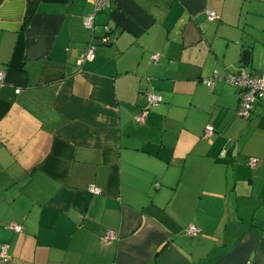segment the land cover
Wrapping results in <instances>:
<instances>
[{
	"label": "crops",
	"instance_id": "crops-1",
	"mask_svg": "<svg viewBox=\"0 0 264 264\" xmlns=\"http://www.w3.org/2000/svg\"><path fill=\"white\" fill-rule=\"evenodd\" d=\"M239 68H264V0H0V264H264V101L237 116Z\"/></svg>",
	"mask_w": 264,
	"mask_h": 264
},
{
	"label": "built area",
	"instance_id": "built-area-1",
	"mask_svg": "<svg viewBox=\"0 0 264 264\" xmlns=\"http://www.w3.org/2000/svg\"><path fill=\"white\" fill-rule=\"evenodd\" d=\"M93 4L94 11L106 8L110 6L111 0H91ZM208 20H214L217 18V15L213 12H207ZM93 14H89L83 18V25L88 29H93ZM108 30V29H107ZM109 36L104 35L100 38L101 43H108ZM94 43H89L87 48L83 53L78 56L77 64L78 66H82L85 61H90L94 59ZM159 58L158 54H153L151 59L153 61H157ZM220 80L218 75H214L211 79L203 80V83L206 87L211 89L216 81ZM223 80L235 88L237 90L238 95V107L236 110L237 116L242 119H248L253 114V110L255 105L258 102L264 101V68H262L259 75H251L250 73L246 72L245 70L239 68L236 71L226 74L223 77ZM4 82V75L0 72V83ZM19 90L17 89L16 92ZM145 106L142 108L141 112L135 116V120L139 123H142L147 111L153 105H156L162 102L161 95L154 94V93H146L145 96ZM212 127H206V133L210 134L212 132ZM226 151L223 150L220 152V156H225ZM258 159L255 157H250L248 159V164L253 167L257 164ZM88 190L94 194L101 193V190L96 187L95 185H89ZM13 229L17 232L20 231L21 227L19 225H14ZM186 233L189 235H195L197 233V229L194 226H189L186 229ZM112 236L111 233H108V237ZM7 245L0 246V257L4 260L7 259L6 255Z\"/></svg>",
	"mask_w": 264,
	"mask_h": 264
},
{
	"label": "water",
	"instance_id": "water-1",
	"mask_svg": "<svg viewBox=\"0 0 264 264\" xmlns=\"http://www.w3.org/2000/svg\"><path fill=\"white\" fill-rule=\"evenodd\" d=\"M244 54L248 56V52H245Z\"/></svg>",
	"mask_w": 264,
	"mask_h": 264
},
{
	"label": "trees",
	"instance_id": "trees-1",
	"mask_svg": "<svg viewBox=\"0 0 264 264\" xmlns=\"http://www.w3.org/2000/svg\"><path fill=\"white\" fill-rule=\"evenodd\" d=\"M243 59H245V57H243Z\"/></svg>",
	"mask_w": 264,
	"mask_h": 264
}]
</instances>
